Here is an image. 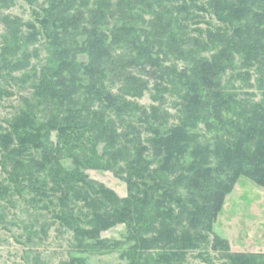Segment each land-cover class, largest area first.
<instances>
[{
  "label": "trees",
  "instance_id": "1",
  "mask_svg": "<svg viewBox=\"0 0 264 264\" xmlns=\"http://www.w3.org/2000/svg\"><path fill=\"white\" fill-rule=\"evenodd\" d=\"M15 1L0 0V98L20 70L31 92L0 121V205L16 194L50 211L78 252L131 242L128 264H189L192 250L213 264L207 246L221 264H264L213 230L239 175L264 187V0H43L27 19L3 12ZM88 169L112 170L127 194ZM118 223L123 239L101 236Z\"/></svg>",
  "mask_w": 264,
  "mask_h": 264
},
{
  "label": "rangeland",
  "instance_id": "2",
  "mask_svg": "<svg viewBox=\"0 0 264 264\" xmlns=\"http://www.w3.org/2000/svg\"><path fill=\"white\" fill-rule=\"evenodd\" d=\"M43 0H36L30 3L28 0H16L15 4L3 12L18 15L23 19L32 18L31 7H38ZM204 17L215 21L208 13L202 12ZM210 16V17H209ZM204 26L205 23H200ZM3 25L0 23V33ZM1 45V43H0ZM38 48L39 56H31L30 62L38 66L44 61L45 50L41 42H34L29 45V50ZM180 63V62H179ZM241 67H235L232 72L241 71ZM20 71L13 73L15 79L8 78L1 82L3 88L11 93L0 98V121L6 125L5 119L21 107L23 97L30 94L29 80L20 82L17 78ZM231 71L227 72L229 75ZM254 76L250 81H253ZM240 91L254 92V99L260 97L259 90L254 86H246L239 78L235 79ZM116 91V86H113ZM150 91H144L137 99L138 104L148 106L152 103ZM175 96L165 94L163 105L174 116L177 113V106L174 105ZM175 118H171V120ZM200 131H204V125L200 124ZM209 132H206V137ZM55 138L54 132L51 134ZM101 149V145L99 146ZM66 165H71V159L64 160ZM89 176L96 181L104 183L112 188L119 196L127 194L126 181L115 175L108 169H88ZM11 201L2 203L0 210L4 213V220L0 221V264H60L62 260L69 258V255H81L84 259L78 264H128L125 249L131 242L122 243L117 248L108 251H84L78 252L72 246V231L61 226L51 215L50 211L36 209L29 204L22 196L13 195ZM42 222H46V233L40 234L39 229ZM36 229L38 232H35ZM214 232L228 239L231 251L264 252V187L254 182L245 175H239L232 189L224 196L220 210L213 222ZM125 227L118 223L101 231V236L113 239H123L126 236ZM208 258L213 264H221L222 259L218 252L206 247ZM198 250H192L187 254L189 264H208V262L197 256Z\"/></svg>",
  "mask_w": 264,
  "mask_h": 264
}]
</instances>
